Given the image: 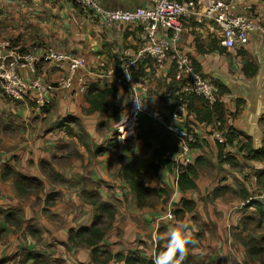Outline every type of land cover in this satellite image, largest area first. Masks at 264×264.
I'll return each instance as SVG.
<instances>
[{
    "label": "crops",
    "instance_id": "crops-1",
    "mask_svg": "<svg viewBox=\"0 0 264 264\" xmlns=\"http://www.w3.org/2000/svg\"><path fill=\"white\" fill-rule=\"evenodd\" d=\"M99 1L114 10H132L148 2ZM194 1L201 7L207 2ZM251 1L264 21V0ZM36 5V0H0V41L11 40L26 50L54 47L75 53L86 62L82 73L88 88L114 87L117 92L104 111L94 112L89 111L87 92L74 97L57 89L46 107L32 101L12 103L0 92V262L14 264L22 255L17 253L30 251L61 258L66 264H92L91 251L73 247L68 240L71 230L90 227L97 215L82 195L83 189L90 190L87 185H95L102 201L117 209L101 243L114 254L155 256L159 228L170 232L172 227L187 225L190 239L196 232L203 234L201 245L188 250L192 256L217 264H261L245 247L250 231L244 224L257 216L251 202L264 206V160L249 158L242 147L251 144L255 152L264 151V39L251 34L245 45L229 51L221 46L214 23L197 16L183 21L179 49L204 77L225 91L219 99L226 112L220 131L225 138L223 154L231 160H221L219 143L211 135L214 123H199L190 114L200 136L199 146L191 152L192 165L199 167L197 188L180 190L179 171L164 168L149 187L167 190L159 193L160 202L167 199L166 204L140 207L121 172L138 163L142 167L156 163L154 152L161 140L139 139L137 131L123 139L116 136L134 97L131 86L118 83L116 74L123 66L122 57L136 54L139 30L125 24L104 26L67 0ZM21 74L30 78L27 70ZM174 74L171 61L162 71L150 61L140 64L134 81L143 85L138 96L146 115L155 118V113L171 111ZM60 76L59 71L48 69V81ZM7 167L28 178L20 189L12 176L3 178ZM243 191L250 201L242 199ZM232 196L237 200L229 201ZM183 200L193 202L195 209L178 218L175 212L183 210ZM171 212L177 221L169 219Z\"/></svg>",
    "mask_w": 264,
    "mask_h": 264
},
{
    "label": "built area",
    "instance_id": "built-area-1",
    "mask_svg": "<svg viewBox=\"0 0 264 264\" xmlns=\"http://www.w3.org/2000/svg\"><path fill=\"white\" fill-rule=\"evenodd\" d=\"M36 1L40 5L52 0ZM67 1L104 26L125 24L139 30L136 54L131 58L124 55L123 66L116 74L118 83L129 84L134 95L121 127L116 129L118 139L134 134L138 116L146 114L138 96V90L143 89V85L133 79L144 62H152L158 71L164 70L169 61L173 63L175 81L179 85L176 96L181 103L183 97L191 95L204 98L210 106L217 102L219 87L204 77L192 59L179 49L184 20L197 16L214 23L221 34V46L229 51L245 45L251 34H259L264 39V21L257 16L251 0H207L202 7L194 0H148L145 6L132 10L109 9L99 0ZM49 68L59 71L61 76L55 81H48ZM84 68V59L63 49L26 50L11 40L0 41V92L12 103L32 101L38 107H46L51 93L57 89L79 97L88 89L82 73ZM21 70H27L30 78H24ZM154 117L168 130L178 146V152L171 156L172 160L183 169L192 165L191 152L199 145L200 136L185 106L180 105L167 114L155 113ZM220 126L219 122L214 123L211 135L223 144L225 138L219 130ZM168 217L173 219V213H169Z\"/></svg>",
    "mask_w": 264,
    "mask_h": 264
},
{
    "label": "trees",
    "instance_id": "trees-1",
    "mask_svg": "<svg viewBox=\"0 0 264 264\" xmlns=\"http://www.w3.org/2000/svg\"><path fill=\"white\" fill-rule=\"evenodd\" d=\"M246 62V61H245ZM196 65V64H195ZM197 69L199 67L196 65ZM134 79V75H133ZM215 84V83H214ZM217 85V84H216ZM219 87L220 93L217 102L210 106L207 101L196 95L183 97V102L178 100L176 94L179 92V85L175 81V74L173 76V95L175 96L171 111H174L178 106L184 105L188 115H195L196 120L199 123L206 125L219 122L221 126L219 130L224 128L225 124V108L220 103V96L225 92L223 87ZM89 93L88 102L90 104V112L102 110L104 111L109 103V99L113 97L117 89L114 87L101 89L98 87H89L87 89ZM137 137L139 139L149 141L152 139L161 140V147L156 149L154 157L157 160L156 163H151L147 167H142L141 163L135 164L134 167H126L122 169L121 178L128 183L131 190L136 193L140 207H147L151 203V197L159 196V193H166L165 190L149 187V184L154 178H160L164 168L176 169L179 171L178 186L180 190H194L197 188L196 179L198 177V166L190 165L183 169L181 166L176 164L172 160L171 156L178 152V146L173 142L168 130L156 119L146 114H140L137 118ZM229 141L233 140L232 135H228ZM221 149V160L230 162V157L223 154L224 144H218ZM197 145L196 147H198ZM194 147V148H196ZM242 150H245L249 158L254 160H264V151L255 152L252 149L251 144L243 145ZM200 161V160H199ZM198 163V161H197ZM141 167V168H140ZM3 178L12 176L16 181L17 187L20 189L24 185V182L28 178L13 171L10 168H5ZM220 190H216L214 195L218 196ZM83 197L89 202L90 205L95 207L97 215L90 227H82L78 230H71L69 233V245L73 247H86L91 251L92 264H109L111 261L115 263L124 264H154V260H147L140 256L139 252H133L129 254L123 253H112L108 249H104L101 243L105 239L108 231L112 228L116 218L117 209L114 205L104 203L98 191H88L83 189ZM250 195L245 191L242 192V199L247 202L250 201ZM152 206V205H151ZM254 207L257 211V215L264 220V206L253 201L249 205ZM195 209L193 202L183 200V210L175 212V215L181 218V215L186 212H192ZM174 214V213H173ZM245 247L247 248L248 254L260 260L261 264H264V237L261 239L250 238L246 239ZM192 248L191 243L185 245V259L182 264H193L194 259L189 254V249ZM167 247H163L162 243L157 244L155 257L163 251H166ZM176 255H179L178 253ZM20 256V255H19ZM104 258V259H103ZM3 264V262H0ZM18 264H66L61 258H53L51 256L40 255L30 251L22 252V256Z\"/></svg>",
    "mask_w": 264,
    "mask_h": 264
},
{
    "label": "rangeland",
    "instance_id": "rangeland-1",
    "mask_svg": "<svg viewBox=\"0 0 264 264\" xmlns=\"http://www.w3.org/2000/svg\"><path fill=\"white\" fill-rule=\"evenodd\" d=\"M83 184H84V182H83ZM84 185L86 186L87 183L84 184ZM87 187H88V189H90L89 191H96L94 189L95 188V185H87ZM165 191H167V190H165ZM160 198H162V196H154V197H151L150 198L151 201H152L151 203H154V204H160V203H162V202H160ZM235 200H237L235 196H232L229 199V201H232V202H234ZM163 202L164 203H162V204L165 205L166 202H167V199H165ZM242 209L244 210L245 208H242ZM173 216H174V214H173ZM170 220L177 221L175 216H174L173 219H170ZM244 226L247 228V230L249 229V231H250L249 232V238L248 239L255 238V239H258L259 240L262 237H264V220L261 217H259L258 215L255 216V217H253V218L251 217V218L246 219ZM172 228H174V227H172ZM179 228L181 229L182 226L180 225ZM202 235H203L202 232H196L194 234V236L190 240L195 241V243H191L192 248H190L189 250H192L198 244L201 245V243L203 242V236ZM169 237H170V232L167 229H165V228H159V231L156 234V237L155 238H156L157 244L158 243H162L163 247H167L168 246ZM18 254L20 255L22 253H17V255ZM147 254H148L147 257H144L142 255H140V256L142 258H144V259H147V260H154V255L153 254L148 253V252H147ZM155 255H156V253H155ZM194 255L193 256L191 255L193 257V259H194V263L193 264H217V261L216 260L214 261V260L211 259L208 262H204V261L201 260L200 256H197V255L194 256ZM13 258H16V254L13 256ZM261 258H264V257H261ZM20 259L21 258L15 259V263L14 264H18V260L20 261ZM111 264H114V263H111Z\"/></svg>",
    "mask_w": 264,
    "mask_h": 264
},
{
    "label": "clouds",
    "instance_id": "clouds-1",
    "mask_svg": "<svg viewBox=\"0 0 264 264\" xmlns=\"http://www.w3.org/2000/svg\"><path fill=\"white\" fill-rule=\"evenodd\" d=\"M116 166L117 165H114L113 169H115ZM182 230L183 234L181 229H170L167 250L155 257L154 264H182V261L185 259V245L188 243H195V241L190 240L187 235V225H183ZM177 253L179 255H176Z\"/></svg>",
    "mask_w": 264,
    "mask_h": 264
}]
</instances>
